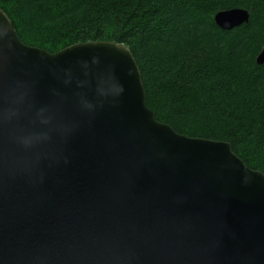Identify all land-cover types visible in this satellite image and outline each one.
<instances>
[{
  "label": "water",
  "instance_id": "water-1",
  "mask_svg": "<svg viewBox=\"0 0 264 264\" xmlns=\"http://www.w3.org/2000/svg\"><path fill=\"white\" fill-rule=\"evenodd\" d=\"M250 18L237 7L215 22ZM146 99L127 45L51 53L0 8V111L16 112L0 132V264H264V173L229 142L160 122ZM9 131L49 139L24 149Z\"/></svg>",
  "mask_w": 264,
  "mask_h": 264
},
{
  "label": "trees",
  "instance_id": "trees-1",
  "mask_svg": "<svg viewBox=\"0 0 264 264\" xmlns=\"http://www.w3.org/2000/svg\"><path fill=\"white\" fill-rule=\"evenodd\" d=\"M246 8L248 23L224 30L222 10ZM22 41L56 53L76 43L127 45L146 103L178 133L226 141L264 173L262 0H0Z\"/></svg>",
  "mask_w": 264,
  "mask_h": 264
},
{
  "label": "clouds",
  "instance_id": "clouds-1",
  "mask_svg": "<svg viewBox=\"0 0 264 264\" xmlns=\"http://www.w3.org/2000/svg\"><path fill=\"white\" fill-rule=\"evenodd\" d=\"M15 97L12 98V103H15ZM85 107H91V105L85 104ZM46 110L41 109L39 115L43 116ZM16 115V112L12 109L0 111V132L7 130L8 124L11 119ZM54 117L51 114L44 116L41 119V123L50 124ZM63 131H69L65 126L62 127ZM9 138L18 146L24 149H30L35 147L38 144H42L49 139V136L46 132L44 133H33V134H22L16 135L14 132L9 131Z\"/></svg>",
  "mask_w": 264,
  "mask_h": 264
},
{
  "label": "bare ground",
  "instance_id": "bare-ground-1",
  "mask_svg": "<svg viewBox=\"0 0 264 264\" xmlns=\"http://www.w3.org/2000/svg\"><path fill=\"white\" fill-rule=\"evenodd\" d=\"M246 9V8H245ZM227 10V9H226ZM248 10V9H247ZM214 19H215V17H214ZM225 30V29H224ZM50 52V51H49ZM260 54V53H259ZM258 57V56H257ZM257 59V58H256Z\"/></svg>",
  "mask_w": 264,
  "mask_h": 264
}]
</instances>
